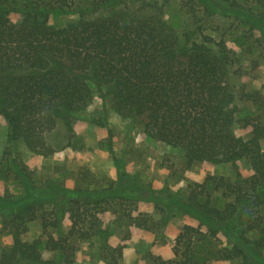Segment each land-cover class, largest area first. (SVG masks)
Wrapping results in <instances>:
<instances>
[{
  "label": "trees",
  "instance_id": "1",
  "mask_svg": "<svg viewBox=\"0 0 264 264\" xmlns=\"http://www.w3.org/2000/svg\"><path fill=\"white\" fill-rule=\"evenodd\" d=\"M168 1L0 0V117L7 140L0 181L20 189L17 196H0L6 237L0 264H72L73 244L92 237L102 241L105 264H124L123 247L107 242L98 215L104 207L153 232L166 223L136 212L137 202L151 194L143 197L136 176L105 189L78 183L69 189L36 180L16 152L20 143L32 153L52 154L45 137L58 124L71 141L74 123L96 95L107 96L119 116L140 122L149 138L179 149L186 168L200 162L236 167L232 175L187 183L184 201L164 190L161 216L185 212L197 223L179 229L172 258L151 256L152 264H264V93L237 92L230 81L243 54L260 48L264 55V0H179L181 29L163 17ZM51 13L76 17L54 26ZM198 15L223 20L215 27L222 34L192 31ZM226 31L239 51L225 40ZM240 161L247 162V174L238 169ZM36 221L39 235L23 239ZM220 236L226 240L221 247ZM41 247L54 257L44 259Z\"/></svg>",
  "mask_w": 264,
  "mask_h": 264
},
{
  "label": "rangeland",
  "instance_id": "2",
  "mask_svg": "<svg viewBox=\"0 0 264 264\" xmlns=\"http://www.w3.org/2000/svg\"><path fill=\"white\" fill-rule=\"evenodd\" d=\"M181 9L179 0H170L163 7V17L178 29L185 24V15ZM18 17V13H11L13 21L18 20ZM75 17L76 15L71 13H51L48 21L57 26ZM218 23L225 24L217 16L203 18L198 15L192 16L190 26L192 31H201L218 38L222 34L221 29H215ZM223 35L227 43L239 51L230 33L226 31ZM230 81L237 92L260 89L264 93V55L261 54L260 48H254L247 56L242 55L240 61L234 65ZM79 117L73 126L76 136L71 138V141H68V136L59 124L47 132L45 139L53 150L52 154L42 156L32 153L20 143L16 144V152L31 168L36 180L51 179L69 189L76 183L84 188L105 189L111 181L118 178L126 182L128 176H136L139 185L143 187V197L147 198L148 192H151L150 198L137 202L136 212L155 224H159L163 218L166 223L153 232L131 224L128 218L118 216L125 215L124 212L117 215L111 212V208L104 207L105 211H99L98 215L108 230L107 242L112 246L123 247L124 264H152L151 256L172 258L174 238L179 229L183 224L197 222L185 212L175 211L169 212L165 217L161 216L159 206L162 204L164 190L184 201L188 194L187 183L202 182L207 175H232L236 167L200 162L186 168L179 149L146 136L140 122L121 117L111 109L107 96L104 99L98 95L94 96ZM239 129L237 128V132L246 131ZM6 146V123L0 117V158ZM238 169L242 174L249 172L246 161H240ZM86 171H89V174L83 175ZM5 192L17 196L20 189L14 181H0V196ZM125 208L132 211L133 206L125 205ZM67 229L68 224L62 222V230L65 232ZM39 232L38 222H32L29 230L22 234V238L31 240L36 238ZM5 239V235L0 233V241ZM220 240V247L226 244L225 237L220 236ZM101 243L102 241L94 237L74 243L72 264H105L101 256ZM40 250L44 259L53 258L55 255L53 251L43 247ZM211 264L231 263L221 261Z\"/></svg>",
  "mask_w": 264,
  "mask_h": 264
}]
</instances>
